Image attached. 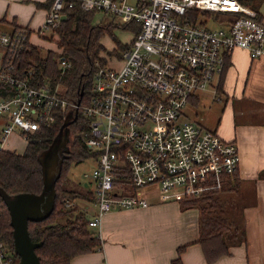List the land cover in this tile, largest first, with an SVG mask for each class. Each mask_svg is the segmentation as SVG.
<instances>
[{"label": "built area", "instance_id": "built-area-1", "mask_svg": "<svg viewBox=\"0 0 264 264\" xmlns=\"http://www.w3.org/2000/svg\"><path fill=\"white\" fill-rule=\"evenodd\" d=\"M75 4L139 27L120 54L119 68L94 63L90 94L79 105L45 80L34 83L32 72L18 76L15 68L30 37H52L63 10ZM191 10L209 13L219 26L208 27L201 14L192 23L186 15ZM234 49L251 59L264 56V23L239 0H52L36 30H0V150L13 133L27 141L54 125L59 114L76 109L88 123L84 144L96 150L91 216L90 206H81L89 227L100 230L112 210L146 209L153 195L161 202L197 197L207 181L236 172L240 157L234 142L184 119L183 108L210 89L221 101L217 84L224 58ZM56 61L62 71L71 67L63 57ZM95 236L101 240L100 231ZM13 262V252L0 240V264Z\"/></svg>", "mask_w": 264, "mask_h": 264}, {"label": "trees", "instance_id": "trees-1", "mask_svg": "<svg viewBox=\"0 0 264 264\" xmlns=\"http://www.w3.org/2000/svg\"><path fill=\"white\" fill-rule=\"evenodd\" d=\"M52 0H46L43 7L49 8ZM70 0H65L68 3ZM241 3H244L240 0ZM251 2V0H247ZM249 3L244 5L252 6ZM195 23L201 13L188 11L186 15ZM94 12L80 9L78 4L63 10V20L57 30L52 34L55 48L60 50V57L71 63V67L62 71L56 61V50H47L42 54L37 46L27 41L22 53L15 62L17 75L25 77L32 72L33 82L40 83L45 80L52 89H58L59 94L68 100L76 101L78 93L83 88L84 103L90 94L93 80L94 63L104 64L100 53L103 47L100 44L105 27L92 24ZM202 15V14H201ZM203 15L210 17L209 13ZM259 19V18H258ZM260 20V19H259ZM204 23H199L203 25ZM130 25V24H126ZM139 27L135 26L132 34L135 35ZM127 45H121V50ZM229 66V55L224 58L223 71L219 77L217 91L220 94L226 70ZM66 113L59 114L54 125L44 127L39 132L28 137L21 153L14 150H0V190L8 196L18 193H39L42 187L41 171L37 156L47 148L57 134ZM69 152L62 163L61 174L55 184V204L50 216L41 222H28V233L32 242H41L35 249L40 264H71L81 255L100 251L102 242L92 232L88 231V215L74 201L77 198L93 200V193L89 190V183L78 182L79 188L71 186L69 176L63 178V170L69 158L77 159V163L87 156V147L81 134L88 129V123L79 114L77 120L70 126ZM73 156V157H72ZM71 165L69 162L67 172ZM232 177V180H229ZM220 188L209 190L204 196L193 200L177 202L182 210L196 209L198 213V243L207 261H214L229 253L232 245L244 242V231L240 225L233 228V224L226 216L224 202L219 194L224 191L233 192L236 189V172L224 175ZM62 180V181H61ZM214 180V179H211ZM206 184V183H205ZM10 216L4 199L0 194V240L10 252H13L12 228L9 224ZM186 246L177 248V257L170 264H182L180 253ZM14 262L17 256L14 254Z\"/></svg>", "mask_w": 264, "mask_h": 264}, {"label": "crops", "instance_id": "crops-1", "mask_svg": "<svg viewBox=\"0 0 264 264\" xmlns=\"http://www.w3.org/2000/svg\"><path fill=\"white\" fill-rule=\"evenodd\" d=\"M262 1L251 0L252 6L240 3L255 11L264 23L260 11ZM43 4L37 0H0V27L8 26L7 31L14 27L31 29L29 25L35 16L38 28L46 12ZM214 95L213 89L198 93L190 98L186 108L190 112L206 98L217 102ZM219 96L222 101L217 102L216 121L207 127L202 122L203 126L197 124L204 129L209 127L238 148L236 189L229 192V205L240 212L238 217L242 220L244 242L232 245L228 254L211 262L195 242L198 230L188 232L186 218L179 229L177 226L176 237L171 242L144 236L123 243L117 239L103 243L101 222L100 251L78 256L73 264H170L177 257L176 250L180 246H186L180 253L182 264H264V56L251 59L242 49L232 50Z\"/></svg>", "mask_w": 264, "mask_h": 264}, {"label": "rangeland", "instance_id": "rangeland-1", "mask_svg": "<svg viewBox=\"0 0 264 264\" xmlns=\"http://www.w3.org/2000/svg\"><path fill=\"white\" fill-rule=\"evenodd\" d=\"M244 3H249L247 0H242ZM259 1V0H258ZM250 4V3H249ZM251 5V4H250ZM247 7V6H246ZM261 13L264 15V0L261 3L260 7ZM202 20L207 21L208 27H218L219 22L213 20L212 17L208 18L205 15H200ZM93 25H99L105 27L104 34L100 39V44L103 47L102 53L100 55L106 59L107 66L110 68H119L121 65L120 54L124 51L121 50V45H128L133 38V30L135 28V24L125 25L122 23H117L114 16L110 14H102L99 12H94L92 18ZM2 24L0 23V26ZM36 18L34 16L33 21L30 23L29 28L31 30L37 29ZM5 28L0 27L1 31H7L8 26ZM35 33V32H33ZM30 38L33 45L37 46L42 54H45L47 50H56V60L60 57V50L55 48L53 38H50V34L47 33L44 38H37L34 35ZM128 47V46H127ZM126 47V48H127ZM125 48V49H126ZM119 57V58H118ZM209 100V101H207ZM222 101V98H221ZM190 103V102H189ZM188 103V104H189ZM221 103V102H220ZM217 105L219 103L215 102L211 98H206L204 103L197 105L192 111L189 112V108L184 107L183 117L184 119H188L195 124L207 125L216 121L217 117ZM187 116H186V115ZM202 119V120H201ZM201 120V121H200ZM202 122V124H201ZM197 124V125H198ZM202 125V126H203ZM204 127V128H205ZM209 128V127H208ZM207 128V129H208ZM74 139V135H69V143L70 140ZM25 141L21 140L18 136V133H13L8 139V145L5 146V149L14 150L17 153H21L24 149ZM69 146V144H68ZM87 156L84 157L80 162L77 163V159L69 158L66 162L63 170V178L66 179L69 176L71 180V186L74 189H78V182H87L89 183L88 191H92L93 182L90 177L92 169L96 165L95 161V149H86ZM73 157V156H72ZM71 161V165L67 172V167L69 162ZM68 179V178H67ZM62 181V180H61ZM222 178L217 180H209L205 184V189L199 196H182L174 200H169L166 202L159 201L155 195L151 196L150 205L146 209H137V210H112L110 213L106 214L102 220V233H103V243L104 241L110 239H117V241L126 242L129 240H133L137 237L149 236L156 239L166 240L171 242L175 239V231L178 226L180 228V224L184 221V218L187 219L188 222V232H196L198 230V213L196 209H188L182 210L179 208L177 202H181L184 200H193L195 198H200L204 196L209 190L214 188H220L222 184ZM151 191H156L155 186L149 187ZM145 191L144 189L141 190ZM230 196V197H228ZM220 199L224 202V207L228 210L226 211V216L229 217V220L233 224V228H237L240 226L242 220L238 217L240 212L235 210L232 206H230L229 198H231V193L224 191L219 194ZM79 207L82 205L90 206L87 210L89 216L93 213L90 201L87 199L77 198L74 201ZM232 205V204H231ZM88 231L92 232L94 235L98 234L99 229L89 227ZM165 237V239H163ZM101 241V242H102Z\"/></svg>", "mask_w": 264, "mask_h": 264}, {"label": "water", "instance_id": "water-1", "mask_svg": "<svg viewBox=\"0 0 264 264\" xmlns=\"http://www.w3.org/2000/svg\"><path fill=\"white\" fill-rule=\"evenodd\" d=\"M83 93L81 88L75 101L76 105H79ZM77 116L76 109L68 112L50 144L37 156L42 179L39 193L23 192L8 196L0 190L10 216L13 252L18 258L16 264H40L35 249L42 243L32 242L28 233V222H41L48 218L54 209L55 184L69 152V126Z\"/></svg>", "mask_w": 264, "mask_h": 264}]
</instances>
